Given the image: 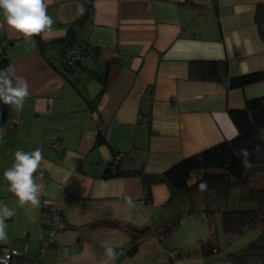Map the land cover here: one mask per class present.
Returning <instances> with one entry per match:
<instances>
[{"label": "crops", "instance_id": "1", "mask_svg": "<svg viewBox=\"0 0 264 264\" xmlns=\"http://www.w3.org/2000/svg\"><path fill=\"white\" fill-rule=\"evenodd\" d=\"M186 1L92 0L91 17L85 26L76 27V34L82 46L97 52L85 65L97 72L108 69L104 92L93 109L83 96L94 98L101 84L82 78L85 87L83 96L79 94L44 61L33 39L19 37L0 14V42H6L0 70L11 64L15 75L27 80L30 92L22 111L0 102V202L15 212L6 220L9 241L0 247L37 256L43 235L42 200L48 198L58 202L68 228L57 234L43 263L61 264L63 251L79 255L92 245L93 264H113L105 256L107 243L121 249L115 264H230L223 251L204 259L197 247L200 259L193 263L168 259L170 234L161 240L158 236L181 209L190 207L193 195L167 203L169 190L158 183L151 187V202L143 204L138 177L104 176L116 153L120 154L117 170L160 173L233 138L237 131L228 110L243 109L246 100L264 95V82L227 90L221 82L188 77V62L193 59H224L230 75L264 69V41L253 19L256 4L264 0H192L199 7ZM47 4L55 23L41 37L46 41L65 35L79 5L77 0H47ZM141 115L149 116L148 125L140 122ZM98 133L105 143L95 144ZM38 147L44 156L35 174L43 185L41 204L21 208L8 191L3 172L12 166L16 150ZM238 190L245 188L233 193ZM125 196L132 197L133 206L126 204ZM213 197L201 207L218 211L228 205L229 199L213 205L217 200ZM198 216H183L177 227L190 242L204 239L199 236L200 225L207 219ZM126 227L141 230L134 254H128L131 235ZM118 240L122 246H115ZM177 245L184 251V245Z\"/></svg>", "mask_w": 264, "mask_h": 264}, {"label": "trees", "instance_id": "2", "mask_svg": "<svg viewBox=\"0 0 264 264\" xmlns=\"http://www.w3.org/2000/svg\"><path fill=\"white\" fill-rule=\"evenodd\" d=\"M78 4H83L86 12L79 15L66 26L65 35L54 40H44L40 35L32 39L40 56L57 73L61 74L69 84L83 96L85 79H95L101 84V88L92 99H85L90 109L96 107L104 92L108 69L107 66L102 72L92 70L85 65V61L76 59L69 64L66 54L72 47L80 48L86 59L96 58V49L90 48L77 39L76 27L85 26L92 14V0H77ZM189 6L199 7L192 0L186 1ZM264 10V2H259L255 6L254 23L258 34L264 41V20L261 18ZM4 60V49L0 51V61ZM188 77L196 81H216L225 85L227 90L243 88L247 85L264 82V69L249 71L238 75L228 73L227 61L193 59L188 62ZM79 85H81L79 87ZM228 115L236 128V135L229 139L217 143L211 147L190 155L179 162L173 164L160 173H145L142 170H117L115 164L112 170L108 165L104 176H135L138 177L142 186V196L144 204L151 202V187L154 184L163 183L169 190L167 203L184 195H194L197 192L211 190L216 199L227 201L233 191L247 187V192L238 190L237 194H243L239 202L230 206L229 204L221 210L211 207L205 208L204 213L207 223L210 226L215 212L219 213L220 225L223 233L227 237L243 234L245 231L262 228L264 226V193L259 188H252L248 185L249 178L254 173L264 175V95L246 100L243 109L228 110ZM106 138L100 133L97 134L95 144L105 143ZM240 149H247L251 154L249 162L251 167H245L241 156L236 153ZM258 149V150H257ZM117 154V153H116ZM115 155V154H114ZM206 182L207 189L201 191L199 185ZM247 195V201H245ZM256 198V201L250 199ZM243 201V203H241ZM241 203V204H240ZM251 203L255 205L251 206ZM199 211L188 207L180 210L165 227L163 237L171 234L177 229L183 216L198 214ZM126 231L131 235V244L128 254L137 251L140 240V229L126 227ZM143 231V230H142ZM197 251L204 259L216 256L222 252L216 236L210 232L209 236L197 241ZM224 260L230 264H264V230L249 241L237 252L224 254Z\"/></svg>", "mask_w": 264, "mask_h": 264}, {"label": "clouds", "instance_id": "3", "mask_svg": "<svg viewBox=\"0 0 264 264\" xmlns=\"http://www.w3.org/2000/svg\"><path fill=\"white\" fill-rule=\"evenodd\" d=\"M47 0H0V14L4 23L19 37L32 40L34 36L51 32L55 21L47 13ZM78 14L83 16L86 8L81 3L77 7ZM34 43V41H33ZM29 85L24 77L16 76L15 70L10 64L0 70V102L14 107L16 111H22L26 99L29 97ZM258 150V149H257ZM237 155L241 156L245 167H251L247 149H240ZM44 163L42 150L38 147L33 151L16 150L12 166L5 169L3 177L7 181L8 191L17 199L18 206L23 208L30 205L33 208L40 207L43 185L38 183L35 174L41 170ZM201 191L207 189L206 182L199 185ZM129 206H133L130 196L124 197ZM15 215L13 209L0 202V243L9 241L6 220ZM105 256L115 264L118 258L117 250L105 243ZM9 257H0V264H7Z\"/></svg>", "mask_w": 264, "mask_h": 264}, {"label": "rangeland", "instance_id": "4", "mask_svg": "<svg viewBox=\"0 0 264 264\" xmlns=\"http://www.w3.org/2000/svg\"><path fill=\"white\" fill-rule=\"evenodd\" d=\"M86 62V61H85ZM248 185L252 188H259L262 190V193H264V175H262L261 173H254L251 175V177L249 178L248 181ZM247 187L245 188V192L248 193L247 191ZM213 197V195L211 194V190H206L204 193L202 192H197L193 195L192 198V203L189 204L190 208L199 211V216L198 217H204L205 215L202 212L204 207H201L202 203L207 202L209 203L211 201V198ZM243 197V194L239 195V194H231L229 196V202L228 204L230 206H234L239 202V199H241ZM215 198V197H213ZM247 195H245V201H247ZM141 200V199H140ZM217 199L212 202L213 205H215V203H220L221 201ZM250 201H256V198L254 199H250ZM222 203V202H221ZM243 203V201L241 202ZM240 203V204H241ZM254 206V203H251V206ZM188 208V207H186ZM215 208V207H212ZM264 208V207H262ZM183 210V209H181ZM203 225H200V235L202 238H206L207 236H209V233L212 232L217 240H218V244L220 246V248L222 249L223 253H228V252H237L240 249H242L249 241H251L252 239H254L257 234L259 232H261L262 230H264V227L262 228H258L256 229V231L254 230H248L245 231L243 234L238 235V236H231V237H227L224 235L223 230L221 228L220 225V219L218 216L214 215V218L211 222V225L209 226L207 223V220L205 221L204 224V220L201 219ZM264 226V225H262ZM177 231L174 230V233L170 234L169 236L166 237V254L168 256V259H170V252H172V248H175L176 246H178L177 244L180 245H184L186 247H182L184 251L180 250V248H175L177 250L181 251V256L177 257V258H173L176 260H181L184 259V261L186 262H194L197 261L198 259H200L198 257V253L196 251V247H197V243L196 242H190L189 239L187 238L184 230H178ZM158 241V240H157ZM190 242V243H189ZM187 244V245H185ZM115 246H122V244L120 243V241L118 240ZM98 249V248H97ZM100 250V249H99ZM118 250V249H117ZM121 250V249H120ZM94 252H96V250L94 249V247L92 245H87L84 248V251L79 254V255H74L72 252L70 251H63V253L60 255V261L61 264H93L94 261ZM189 258V259H187ZM172 259V260H173ZM187 259V260H185ZM208 259H212V257L208 258Z\"/></svg>", "mask_w": 264, "mask_h": 264}, {"label": "built area", "instance_id": "5", "mask_svg": "<svg viewBox=\"0 0 264 264\" xmlns=\"http://www.w3.org/2000/svg\"><path fill=\"white\" fill-rule=\"evenodd\" d=\"M6 46V42H0V51H2ZM67 60L69 64H72L76 59H81L83 61H87L86 56L83 55L82 51L78 47H72L67 51L66 54ZM141 123L148 125L149 124V116L141 115L139 117ZM15 125L18 123L17 120L14 121ZM53 148L60 152L57 144H53ZM120 159V154H115L112 157V161L110 164L111 169L113 170L116 162ZM143 203V200H140ZM144 204V203H143ZM42 210L44 212V217L41 222L43 224V235L40 239L39 243V252L36 257H28L22 255L16 248L14 247H0V257H4L7 255L9 257L7 264H32V261L37 260L41 261L40 264L43 263L44 256L46 254L47 249L53 245L57 234L68 228L67 223L62 217L60 207L58 202L54 199L45 198L42 200ZM159 240L163 238V236H158ZM118 254L121 253V250H117ZM181 251L177 249H173L170 252V259L181 256Z\"/></svg>", "mask_w": 264, "mask_h": 264}]
</instances>
